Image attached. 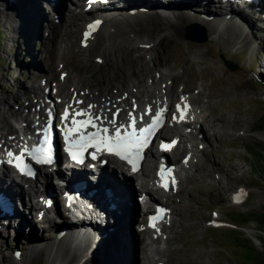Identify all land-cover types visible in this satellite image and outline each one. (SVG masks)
Listing matches in <instances>:
<instances>
[{
  "label": "bare ground",
  "instance_id": "6f19581e",
  "mask_svg": "<svg viewBox=\"0 0 264 264\" xmlns=\"http://www.w3.org/2000/svg\"><path fill=\"white\" fill-rule=\"evenodd\" d=\"M11 1L17 2L19 0ZM107 1L109 6L127 7L130 9L140 8V10L143 9L146 12H153V9L156 11L163 8H173L179 11L181 15L183 14L184 18L172 16L171 13L162 14L160 16L162 18L155 21L139 23L140 26L145 27L144 30L148 31L135 33L130 30L126 32V35H112L111 32L118 34L120 30L133 29L135 25L126 23L125 21H122V23L113 21L104 22L99 29L100 31L98 30L99 33L97 31L92 36L83 38L84 22L90 20L93 16L102 15L107 9L105 5L101 4L98 0H39L41 4L45 5L43 7L45 11L42 24L48 26L51 20L57 28L51 39L53 43L52 49L51 51H46L49 54L48 59L50 60V66L46 70L49 71L50 75L43 77L40 84L32 86L35 92L32 99L26 98L24 101H21L19 97L18 101L15 102L14 98V103L8 102L11 105H15L14 108H8L7 105H4L0 109V190L7 194L9 193L8 195L17 202L14 204L15 207L11 217L7 214L1 217L0 230L8 225L16 228L17 225L24 224L23 226H29L35 222L34 220L27 219L29 216L26 214V211L21 210L18 205L23 200L25 206L29 205L32 209L39 210V204L33 200L36 188H34L31 180L20 178L11 168V153H16L20 148H23L30 140L38 124L45 121L49 112L62 115L65 110H68L70 113L75 114L78 110L82 109L83 111L91 112L98 123H103L104 128L109 127L115 131L121 130L124 126L126 127L131 117L137 123H141L142 121H146L148 116L156 110L162 107L166 108L170 114L169 119L166 121L167 130L174 132L175 135L172 137H178L179 140L181 139V143H183L176 147V151L183 154V156L177 158V161H182L184 157H189L190 160L188 165H185L188 168L179 172L177 189L169 191L171 192V196L174 197V202L177 204V207L172 210V214L175 212L178 216H182V213L179 215V211H177L179 207L183 208L182 212L184 210L182 201L185 200V196L181 199V202L177 198L182 192L183 184L207 179L208 173L206 170L201 167L197 168L198 163L194 161V157L197 156L196 154L202 153L203 147L201 145L208 144L206 132L209 136L223 137V128L228 125L233 127L241 123L240 120H231V118H226L224 115L217 118L213 117L214 114H212V111H209L210 109L213 110L212 105L213 107L223 106L229 108L233 100L239 99V95L244 97V93L241 91L242 84L239 82L234 83L227 71H220L221 74L217 77L212 73L213 67H210L213 64L206 66V68H199L195 82L197 89H195L194 95H191L192 89L196 87L192 86L188 90L186 80H184L183 87L174 90L176 79L181 76L175 74L171 68H158L162 65L157 66L158 61H156V56L148 60L152 61V66L155 67L152 69L155 75L148 77L147 83L145 81L142 83L138 74L134 77V72L131 71L130 67L133 62L129 60L127 55L129 51L133 50L141 58V51L148 53V49L153 47V43H157V40L162 41L170 36H177L187 24L197 23L207 31V36L210 37L212 43L217 44L219 47L231 46L235 48L239 46V48L245 49L247 54L250 52V55L253 49L252 56H254L257 47L260 46L259 49H262L261 44L264 43V35H258L259 31H264V9L257 10L260 4L256 5L253 2L244 0ZM67 3H69V6ZM169 12L171 11L169 10ZM248 12L251 13L250 16L245 14ZM76 15L78 18L75 20V23L78 21L77 26L75 24L72 25L73 30L66 33L65 27L68 28L71 22L74 23V18L72 17ZM67 21L69 22L68 25H66ZM76 28L82 29L80 38H77ZM69 36L76 37V41H78L80 52L84 57L80 59V64L84 65V61L87 58H98V61L101 62L100 66L111 63L108 72H100L98 74V80L101 81L103 77L111 73L114 77L113 80L120 79L113 81V85L116 82L117 86H102L99 81L90 83L87 80V74H85L86 70L81 73L80 68H77L72 61H68L70 53V45L68 44H73V41L68 38ZM258 36L260 40L257 39ZM47 39L49 38L47 37ZM255 40L257 41L254 42ZM121 45H125L127 49H119ZM140 45H147V47H140ZM54 46L57 47V54L53 52ZM148 46L151 47L148 48ZM115 48L116 51L113 54L112 52ZM200 54V51L195 53L190 52L188 54L189 60L194 62L193 59L200 58ZM113 55H115V59L119 63L112 61ZM46 56L44 57L46 58ZM139 58L137 66L141 73V71L147 70L150 64L146 60L141 61ZM35 67H37L36 62ZM190 67H192V64L187 68ZM138 68L136 69V73L138 72ZM182 73H186L184 68ZM193 75L194 73H191L190 77H193ZM124 78L130 79V84L127 86L128 89H125L122 85ZM88 79L93 81L91 77H88ZM217 81L221 84L219 88L214 87V83ZM50 89L51 93H49ZM215 90L216 92H214ZM197 95L206 100L201 106L195 101ZM213 98L217 99L213 100ZM0 100L5 101L3 96H0ZM185 101L191 103L190 114L181 119L178 113L179 110L175 106L177 104L178 107L182 106V102ZM211 102L216 103L213 104ZM113 114H117L116 120L112 118ZM187 120L191 125L192 131L195 129L194 132H190L189 134L184 130V128L189 126L185 124ZM183 124L185 127L181 130L180 128ZM160 134L163 136V129L160 131ZM148 162L145 161L144 163V166L148 167L146 170H149ZM215 162L218 163L216 160ZM190 167H195V171L199 173V176H195L196 174L194 175L189 172L188 169ZM216 169L219 172L222 170L217 168V165ZM50 172L47 171L46 173ZM149 172L150 170L148 174ZM4 178L22 185V189L20 190L22 194H19V191L15 192L13 189L11 190L10 186L5 185L6 179ZM85 180H87L85 181V188L78 191V195L84 198L86 205V207L79 206V211L76 212L81 217H79L81 220H72L69 213L67 215L64 214V217L60 215L56 224H54L56 228L50 241L46 240L43 243L41 241H37V243L36 241L28 242L29 261H31L30 259L33 260L32 256L40 253V247L38 246H42L46 250L45 264H84L85 258H88L87 254L89 255L90 253L89 257H93L97 252L101 253L102 249L107 252V261L110 264H167L169 259H164V257L168 256L166 249H170L171 244H168V238L172 239V234L169 236V233L172 232L171 229L175 218H171V220L163 223L159 237L153 233L145 232V230L143 231V225L137 223L135 204L131 202V194L128 188H118L113 183V180L111 181L108 177L104 180L100 179L97 183H94L92 179L86 176ZM43 182L45 183V189L50 188L55 193V196L50 198V202L51 206L56 208L60 204L58 196L64 195L66 186L61 185L56 187V185L49 184L47 181ZM219 183L220 180H218ZM187 186L188 184L186 185V190ZM238 188L243 189L242 196H234L236 190H233L232 186L230 192H228V201L232 204H241L250 193L249 189H246L242 185L238 186ZM93 190L96 191L93 192ZM105 190L108 191V194H105ZM88 191H91L93 194L88 196ZM40 195L44 196L43 193ZM187 198L190 200L194 199L190 198V194H188ZM137 206L139 207L138 202ZM219 215L220 213H216V216ZM66 219L70 221L69 224H67ZM48 220L50 221L51 219L46 218L38 222L43 223ZM213 220H216V218ZM213 220H210V223ZM132 222L135 223V230L133 228V231L130 232L129 224ZM127 227H129V230ZM244 230H246L247 234L253 236V230L248 227H244ZM31 240H35V238H31ZM152 244H156V246L152 247ZM161 244L169 245V247L164 248L160 246ZM152 251L155 252L157 257L151 254ZM178 252L179 249H174V253ZM12 259L11 264H18L14 258ZM22 259L19 258V264H26L23 261L24 259ZM151 259L155 260V262H150Z\"/></svg>",
  "mask_w": 264,
  "mask_h": 264
},
{
  "label": "rangeland",
  "instance_id": "374dc122",
  "mask_svg": "<svg viewBox=\"0 0 264 264\" xmlns=\"http://www.w3.org/2000/svg\"><path fill=\"white\" fill-rule=\"evenodd\" d=\"M67 5L69 6V3ZM43 7L45 5L41 4L39 0H19L17 2L0 0V96L5 99V101L0 100V109L4 105H7L8 108H14L15 105L8 103H14V98L15 102L18 101L19 97L21 101L26 98L32 99L35 93L32 86L40 84L43 77L50 75L49 71L46 70L50 61L48 60L49 54L46 51L52 49L51 39L57 28L51 20L48 26L42 24L45 11ZM142 10L140 8L130 9L109 6L105 11V15L101 16L102 22L122 23V21H125L135 25L133 29L120 30L118 34L111 32L112 35H126V32L130 30L135 33L148 31L144 30L145 27L140 26V24L160 19L162 14L171 13L172 16L184 18L183 14L181 15L179 11L173 8H163L156 11L153 9V12ZM72 18H74V23L69 24L68 21L66 22V25L69 24L68 28L65 27L66 33L73 30L72 25L77 26L78 24V21L75 23V20L78 19L77 15ZM84 24L88 25L89 21ZM60 30L62 31V29ZM81 30L76 28L77 38H80ZM258 33L259 36L264 35L262 30ZM184 34L185 29L182 28L177 36L173 35L162 41L157 40V43H153V47L148 46V48L151 47L148 49V53L141 51V58L133 50L129 51L127 57L133 62L130 67L131 71L134 72V77L138 74L141 82L144 83L145 81L147 83L148 77L155 75L152 70L155 67L152 66V61L148 60L156 56L157 66L162 65L158 68H171L175 74L181 76L176 79L174 90L183 87L184 80H186L187 89L189 90L192 86L196 87L198 69L213 64L210 67H213L212 73L214 75L218 77L221 74L220 71L225 70L231 75L234 83L239 82L242 84L241 91L244 93V97L239 95V99L233 100L229 108L223 106L213 107L212 105L213 110H209L214 114L213 117L217 118L224 115V117L231 118V120H240L241 123L233 127L228 125L223 128V137L209 136L206 132L208 144L201 145L203 147L202 153H197L194 161L198 163L197 168L201 167L206 170L208 176L206 180L203 179L204 181L198 180L183 184L182 192L177 198L181 202V199L185 196V200L182 201L184 210L182 212V207L177 210L179 215L182 213V216H178L175 212L172 214V218H175L172 232L169 233V236L172 234V239L168 238V244L171 245L170 247L166 244L160 245L164 248H170L166 249L168 256L164 259H169L167 264H173V262L174 264H263L264 227L257 221L256 217L259 218L264 213V122L261 121L264 110V43L259 42L262 49H259L260 46L257 47L254 56H252L253 49L250 55V52L247 54V51L241 47L239 48V46L235 48L231 46L219 47L211 42L209 36L204 42H195L185 39ZM206 35H208L207 31ZM259 36L257 39L260 40ZM68 38L73 41V44H68L70 45L68 61H72L77 68H80L81 73L86 70L85 74L93 78V81H90L85 75L90 83L99 81L102 86H117L116 82L113 85V81L120 79L113 80L114 77L111 73L103 77L101 81L98 80V74L108 72L111 63L100 66L101 62L98 61V58H87L84 65L80 64V59L84 57L80 52L78 41H76V37L69 36ZM140 47H147V45H140ZM119 49L126 50L127 47L121 45ZM115 51L116 48L112 53L114 54ZM197 51L201 52V57L198 58L199 60L193 59L194 62H192L189 60L188 54ZM53 52L57 54L56 46H54ZM146 54L148 55L146 56ZM44 56L48 57L47 60ZM138 58L141 61L146 60L150 64V67L141 71V73L137 66ZM200 59L202 60L200 61ZM112 61L119 63L115 59V55L112 56ZM225 61L235 66L236 69H229ZM35 62L37 67H35ZM191 64L192 67L187 68ZM136 67L138 68L137 73ZM183 68L185 74L182 73ZM191 73H194L193 77H190ZM218 81L214 83V87L219 88L221 86ZM129 84L130 79L124 78L122 85L125 89H128ZM195 89L197 87L192 89L191 95H194ZM51 92L50 89L49 93ZM215 96L217 97V95ZM203 99L200 95H197L195 101L201 106L206 101ZM216 99L213 98V100ZM211 103L215 104L216 102ZM188 128L191 129V126H188ZM163 135L170 137L174 134L164 129ZM179 156H183V154ZM216 165L217 168L222 169L220 172L216 169ZM195 170V167H190L188 171L194 175L196 174L195 176H199V173ZM218 180L221 184H218ZM187 184L188 191L186 190ZM241 185L250 191L247 199L241 204L230 203L228 192H230L231 186L233 190H236ZM188 194H190V198L194 199L187 198ZM166 197H160L159 200L165 202L168 207L174 210L177 207L173 200L174 197L171 195ZM63 212L59 204L46 214L49 217L52 215L57 218L58 215L64 217ZM216 213H220V215L216 216ZM26 214L29 216L27 219L33 220L34 212L31 213V216L28 212ZM246 216L252 217L249 218V221L244 222ZM215 218L216 221H221L224 224L213 227L210 220ZM48 221L39 223L36 219L29 226H23V224L17 225L15 228L8 225L4 227L6 230H0V264H11L12 258L19 264V258L22 259V257L26 264H45L46 250L42 246H38L40 247V253L32 256L33 260L30 259L31 261H29V246L27 245L30 241H36V243L37 241L42 243L46 240L50 241L52 234L55 232L56 227L54 224H56V220ZM66 222H68L67 224L70 223L67 219ZM18 227L20 228L17 229ZM129 227L127 229L132 232L135 227L134 223H130ZM244 227L253 230V236L247 234ZM31 238H35V240H31ZM257 240L258 242H256ZM155 246L152 245V247ZM13 248L20 253L22 252V256L19 257L18 254L14 257ZM174 249H179V252L174 253ZM151 254L157 257L155 252L152 251ZM89 255L87 254L88 258H85L84 264H110L107 261V252L103 249L101 253L97 252L93 257H89ZM150 262H155V260L151 259Z\"/></svg>",
  "mask_w": 264,
  "mask_h": 264
},
{
  "label": "water",
  "instance_id": "95a60500",
  "mask_svg": "<svg viewBox=\"0 0 264 264\" xmlns=\"http://www.w3.org/2000/svg\"><path fill=\"white\" fill-rule=\"evenodd\" d=\"M101 27V26H100ZM99 28H96L94 29L89 35H87L86 37H90L92 36L93 34H95L99 29ZM185 36L184 38L187 39V40H190V41H195V42H204L207 40V35H206V30L200 25V24H197V23H189L185 26ZM86 37H83V38H86ZM222 58V56H221ZM226 65L229 69H236L235 66H233L232 64H230L229 62H226Z\"/></svg>",
  "mask_w": 264,
  "mask_h": 264
},
{
  "label": "trees",
  "instance_id": "16d2710c",
  "mask_svg": "<svg viewBox=\"0 0 264 264\" xmlns=\"http://www.w3.org/2000/svg\"><path fill=\"white\" fill-rule=\"evenodd\" d=\"M261 121H263L264 122V110H263V112H262V116H261ZM260 155V154H259ZM252 216H246L245 218H244V222L245 221H249L250 219L249 218H251ZM256 219H257V221L258 222H260V224L264 227V213L258 218V217H256ZM262 263L264 264V254H263V257H262Z\"/></svg>",
  "mask_w": 264,
  "mask_h": 264
}]
</instances>
